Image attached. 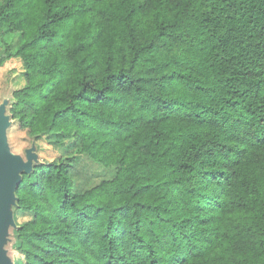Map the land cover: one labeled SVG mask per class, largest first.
Here are the masks:
<instances>
[{
    "label": "trees",
    "instance_id": "16d2710c",
    "mask_svg": "<svg viewBox=\"0 0 264 264\" xmlns=\"http://www.w3.org/2000/svg\"><path fill=\"white\" fill-rule=\"evenodd\" d=\"M4 29L11 119L115 170L23 174L13 264H264V0H0Z\"/></svg>",
    "mask_w": 264,
    "mask_h": 264
},
{
    "label": "rangeland",
    "instance_id": "374dc122",
    "mask_svg": "<svg viewBox=\"0 0 264 264\" xmlns=\"http://www.w3.org/2000/svg\"><path fill=\"white\" fill-rule=\"evenodd\" d=\"M22 40L20 33L4 29L0 35V57L7 48L13 54ZM25 81L21 60L11 56L0 65V103L3 98H11L12 92L23 87ZM7 139L11 151L25 156L24 151L32 143L31 137L26 130L19 127L14 121L7 130ZM36 153L40 162L49 163L62 158H68L71 163V178L76 191H83L97 185L103 180L114 176V168H105L86 154L79 151L80 145L76 138L61 137L58 134H46L35 140ZM30 214L14 210L15 223L25 221ZM10 242L6 245L8 255L13 263L22 257L12 246L13 236L10 234Z\"/></svg>",
    "mask_w": 264,
    "mask_h": 264
},
{
    "label": "water",
    "instance_id": "95a60500",
    "mask_svg": "<svg viewBox=\"0 0 264 264\" xmlns=\"http://www.w3.org/2000/svg\"><path fill=\"white\" fill-rule=\"evenodd\" d=\"M11 98L0 103V264H13L6 245L10 242L11 230L16 228L14 210L17 205L16 188L23 174H30L34 165L40 163L35 140L24 151L25 156L11 151L7 130L13 120L7 113Z\"/></svg>",
    "mask_w": 264,
    "mask_h": 264
}]
</instances>
